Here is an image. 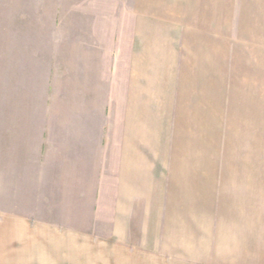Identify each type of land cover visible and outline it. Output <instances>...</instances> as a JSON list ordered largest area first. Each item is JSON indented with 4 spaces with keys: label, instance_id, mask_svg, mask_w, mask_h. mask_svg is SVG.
Segmentation results:
<instances>
[{
    "label": "crops",
    "instance_id": "obj_1",
    "mask_svg": "<svg viewBox=\"0 0 264 264\" xmlns=\"http://www.w3.org/2000/svg\"><path fill=\"white\" fill-rule=\"evenodd\" d=\"M145 1L130 0L129 38L126 41L128 101H116L117 91L113 89L114 101L107 103L104 91L100 97V85L97 84L96 89L92 88V91L96 90L93 91L95 98L89 96L82 109L84 112L86 108L97 111V133L86 134L85 122L83 134L78 139V134L69 133L64 144L54 145L56 149L66 147L67 154L63 152L62 155L67 156L68 166L71 143L80 150L77 164H80L81 189L85 191V197L86 191H95L92 205L97 206L100 220H106L102 215L109 212L111 218L108 221L112 222L109 237L94 242L89 232L70 227L59 231L53 228L50 232L53 246L65 247L68 264H86L91 255L96 264H264V165L248 164V160L241 165H222L216 161L223 144V153L228 157L235 156L229 154V142L235 131V127L229 125L234 108L240 115L244 142L248 139L249 142L256 141L257 127H264V100L260 95L264 76L254 67L260 61L264 63V55L260 53L262 48L250 45L253 28L264 27V21L260 16L249 19L247 8V21L243 20L242 8L237 15L236 27L226 18L219 20L224 27L215 30L212 37H200L198 33L190 36L186 22L178 23L175 28L164 20L171 13L170 0ZM177 2L175 12L179 16L185 15L186 9L180 7L186 5V0ZM227 3H218L212 9L228 10ZM194 8L197 11L201 6ZM36 9L33 4L31 13L34 14ZM84 12L85 6L77 8L81 16L79 25L83 29L82 43L88 49L87 53L84 49L82 58L87 63L83 69L84 77H114L118 71L114 65L118 51L113 48L106 53L101 48L106 41L91 34L95 23L91 22V13L87 16ZM26 13V0H0L1 62L8 60L4 37L9 44L10 36L17 37L20 31L32 25V18L28 23L24 20ZM11 29L17 30L18 34H11ZM110 35L112 47L121 44L116 32ZM187 38L189 45L185 42ZM241 41L248 42L245 46L250 51L248 68H255L248 74L257 73L254 76L256 83L248 77L241 80L246 90L251 88L250 92L256 96L251 102L250 92L240 97L243 95L235 90L239 81H230L235 75H230L235 64L233 56H237ZM174 46L182 48L173 50ZM190 50L196 59L190 61L191 66L199 62L194 73L191 72L193 75L184 79ZM118 53L121 55V51ZM258 53L262 59H255ZM107 59L112 62L110 65H107ZM168 82L176 85V98L172 103L168 101L172 94ZM191 82L194 86H190ZM161 87L163 93H159ZM187 88L192 94L185 92ZM92 91L89 88L88 93ZM83 94L86 97V87ZM236 97L241 100L240 104H236ZM223 109L227 110L221 116L227 118L223 119L226 130L220 133L219 111ZM16 126L14 132L19 139V149L14 166L17 171L9 164L3 167V173H16L19 182L25 168L26 143L25 125L18 120ZM67 127L70 128V124ZM4 132L2 129L0 134L6 137ZM198 134L201 135L200 142L214 147L212 151L202 154V150L186 144ZM252 134L253 140L246 139ZM42 139L37 155L40 164L53 151L55 142L49 131L42 134ZM246 155L250 157L251 154ZM194 157L200 159L198 164H186V158ZM43 164H48L47 159ZM17 212L0 214L1 255H11L10 248L20 247V240L41 233L40 229L31 227L32 220ZM85 220L82 217L81 221ZM78 252H82L79 260Z\"/></svg>",
    "mask_w": 264,
    "mask_h": 264
},
{
    "label": "rangeland",
    "instance_id": "obj_2",
    "mask_svg": "<svg viewBox=\"0 0 264 264\" xmlns=\"http://www.w3.org/2000/svg\"><path fill=\"white\" fill-rule=\"evenodd\" d=\"M224 1H228L226 4L228 10L227 8L225 10L212 9V6L218 3L222 5ZM241 1L243 6L245 5L244 7H242ZM26 2L27 13L23 17L24 20L27 19V23L32 18V25L27 26L22 32L20 31L17 37L10 36L9 44L4 37V43L7 44L4 45V49L7 47L8 51L5 57L8 60L0 61V133L2 129L6 133V137L0 134V214L18 213V210L19 214L32 220L29 223L31 227L40 229L41 233L39 236L33 235L20 240V247L13 246L10 248L12 252L8 251L12 253L11 255H1L0 253V264H68L67 256L69 255H66L65 247L53 246V236H50L53 228L59 231L58 229L70 227L89 232L91 240L97 242L109 237V227L112 222L108 221L111 218L108 211L107 215H102L106 220L98 218L97 206L92 205L95 200L94 190L86 191L87 197L84 196L85 191L81 189V177L78 175L80 164H77L78 151L80 150H76L75 144L71 143L70 165L68 166L67 156L62 155L63 152L65 155L67 154L66 147L56 149L54 145L64 144L67 139L66 135L69 133L75 134L74 136L78 134L76 137L78 139L83 134L85 122L86 134L97 133L99 126L97 111L87 108L85 112L82 110L83 103L89 100V96L90 99L95 98L96 93L93 91L96 90L92 91V88L96 89L97 84L100 85L99 88L102 92L99 93L100 97L104 91L107 103L114 101L113 89L117 91L116 101H128V57H126L128 44L126 41L129 38L130 0H26ZM145 2L149 3V0ZM177 3V0L169 1L171 13L165 16L164 20L175 28L178 23L186 22L187 33L190 36L198 33L200 37H212L215 35V30L224 27L223 22L220 23L219 20L223 21L226 18L233 21L234 23H232L236 27L237 15L242 8L244 9V12L241 13L243 20L246 19L245 9L247 8L249 14L246 16H249V19H258L260 16L264 21V0H186V5L180 7L181 10L186 9L185 15L182 16L175 12L174 8L177 7ZM33 4H36L37 7L34 14L31 13ZM82 6L86 7L85 15L88 16V13H91V22L95 23L93 29L90 30L91 34L95 37L100 36L106 41L105 46L101 48L105 49L106 53H109L113 48L118 52L121 51V55L118 52L115 53L114 65L118 67V71L114 77H84L83 69L87 63L82 58L84 49H86V53L88 49L84 48L82 43L83 29L81 30L79 25L81 16L77 13V8L82 9ZM200 6L201 9L196 11L194 7ZM226 10L230 13H227ZM98 27L101 29H97ZM191 27H193L192 33ZM112 32H116L121 41V44H115L113 47L109 40ZM10 33L18 34V31L11 29ZM252 33L251 47L262 48L260 53L264 55V27H255ZM189 40V38L185 40L186 45L190 44ZM175 43L179 44V41ZM247 44L248 42L241 41L239 50H236L237 56H233L235 64H233L230 73L231 76L235 74L234 77H230L231 82L239 81L240 85L235 90L243 95L240 97H245L251 90V88L246 90L241 80L248 77L256 83L254 76H257L256 72L254 75L248 74L249 70H255V68H248L251 61L248 57L250 51L245 48ZM181 48L172 47L173 50ZM188 53L190 58H187L184 79L193 75L191 72L194 73L193 69L199 62L191 66L190 61L194 62L196 59L193 56L194 52L191 53L190 50ZM260 58L263 57L258 53L255 59L259 60ZM111 63L107 59V65ZM254 67L264 76V63L260 61L254 64ZM184 84L189 86L187 83ZM190 86H194V84L191 82ZM261 86L260 95L264 100V78L261 81ZM85 87L87 88L86 97L83 94ZM168 87L172 92L168 96V101L172 103L176 98V85H171L168 82ZM89 88L91 93H88ZM236 91L235 95L237 96ZM185 92L192 94L188 88ZM159 93H163L162 87ZM248 96L250 102L252 98L256 99L254 92H250ZM100 100L104 99L100 98ZM240 102L241 100L236 97V104H240ZM262 104L264 105V101ZM213 113L214 111H212V115ZM226 113V109L219 111L220 133H224L226 130L224 120L227 118L221 117ZM232 113L229 125L235 127V131L232 141L229 142L231 144L229 154L235 156L229 155L228 157V154H224L223 144L222 152L216 159L217 164L241 165L244 164V160H248V164L264 165V127H257L256 131L259 135H257L256 141L253 140V134L246 137V139L250 137L253 144L249 142V139L244 142L246 140L242 135L244 131L240 127V115L235 108ZM18 120H20V124L25 125L24 140L26 143L23 156L25 168L23 175H20L19 182L16 179L17 176L14 175L16 173H3V167L9 164L14 171H17L14 162L17 161L15 157L19 149L17 146L19 139L14 130ZM67 124H70V128L67 127ZM45 131L51 132L53 141H55L53 142V151L46 157L48 162L46 165L43 164L46 159L42 160V164H40V158L37 157L40 142L43 140L42 134ZM200 139L201 135L198 134L197 137H192L189 139L190 141L185 142L191 144L190 148L205 152H201L202 154L212 151L214 147L211 148L208 144L200 142ZM248 142L251 144L248 145ZM186 150L190 149L186 148ZM246 154L251 155L248 157L249 155ZM199 160L198 157L186 158V164H198ZM72 171L74 175H72ZM82 217L87 220L81 221ZM69 219L72 221H68ZM80 257H82V252H78V260ZM14 261L16 263H13ZM86 262V264H96L92 255Z\"/></svg>",
    "mask_w": 264,
    "mask_h": 264
}]
</instances>
